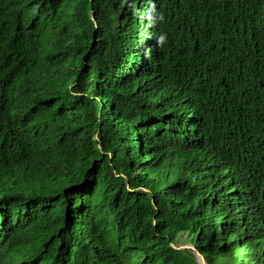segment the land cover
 <instances>
[{"label":"trees","instance_id":"1","mask_svg":"<svg viewBox=\"0 0 264 264\" xmlns=\"http://www.w3.org/2000/svg\"><path fill=\"white\" fill-rule=\"evenodd\" d=\"M243 1L148 7L160 12L141 32L161 27L166 54L160 76L144 71L151 96L131 123L99 43L129 30V11L115 0H0V264H199L172 246L181 233L211 264H264V119L177 91L224 73L264 78V0Z\"/></svg>","mask_w":264,"mask_h":264},{"label":"water","instance_id":"2","mask_svg":"<svg viewBox=\"0 0 264 264\" xmlns=\"http://www.w3.org/2000/svg\"><path fill=\"white\" fill-rule=\"evenodd\" d=\"M256 1H259V0H256ZM93 3H94V0H90V4L93 5ZM70 4L72 5L74 3L71 2ZM93 11L94 10L92 8V10L90 12H93ZM263 12H264V9L261 10V14H262V18H263L262 22H264V16H263L264 13ZM209 14H210V12L205 11V12H203V17L206 18ZM92 19H94V18L92 17ZM118 25H120V22L118 23ZM136 27H137L138 32H140V30H142V28L140 26H136ZM259 27L260 28L257 32V35L264 34V24L260 25ZM133 29L134 28L131 29L129 27V30H128L129 32L125 33L123 36L124 40L123 39L116 40L115 43L117 44L118 41H122V44L125 45L126 44V43L124 44L125 38L128 36V34ZM251 32H253V33H251ZM254 32H255V29H253V31H252V27H248L247 29H245L244 33H242L241 36L247 37L250 34L253 35ZM99 33L100 32H97L96 35H99ZM95 38H96V36H95ZM103 38L106 39L107 37H103ZM131 40L132 39H130V41ZM245 40H247V39L245 38ZM130 41H128L127 44L128 43L131 44ZM138 42H140V41L135 42L136 45L134 44V46H133L134 48H138L137 50H139V51L151 52L150 54L144 56V58H147V59H143L144 61L142 64H144L145 61L148 62V60H150L153 57V54H156V55L160 54L161 56H163L164 53L166 54L164 47H162V45L160 43V39L159 40L154 39L153 41H150L148 39L144 43L142 41V43H143L142 45H140L141 43H138ZM156 45H159V46L154 47ZM145 46H148V47H145ZM120 48L122 49V47H120ZM124 49H126V47ZM126 53L127 52L124 50V53H123V55L125 56L124 58L129 60V57ZM150 62H152V61H150ZM161 63L162 62H160V61H159V63H155V64H159V66H160L159 68L156 67V69H158L157 71H159V76H160V73L162 72V64ZM137 64H139V63H136L135 66H137ZM144 69H148L151 71L152 68L151 67L150 68L144 67ZM144 69H140L139 72L141 74L137 75V78L135 79L136 83H141L143 81V78H145L146 76H148L149 78L151 77V75H148V73L144 72ZM122 71H125V70H122ZM119 73L122 74L120 69L117 70L116 76ZM171 74L175 75V74H177V72H171ZM118 77H120V76H118ZM179 77H180V75L178 76V79H179ZM160 78L161 77L156 79L153 83H160ZM112 80H113L114 84H116L117 78L115 76ZM196 81L198 83H200V81L198 79H196ZM252 82H254L253 76L248 77L246 74H242L241 76H230V73H224L223 78H219L218 80L217 79L216 80H210L207 84L202 85L200 88H194L192 95H191L189 88H185V89L179 91L178 90V88H180L179 83H177V91L180 93L181 96H184L183 93H188L190 95V97L192 99H194L195 101L200 100V99H202L204 101H209V100L215 98L218 105H222L224 103H231L230 105L233 106V104H236V103H239L241 105L244 103L241 106V109L253 111L251 117L253 116L256 121H259L260 119H264V78L258 79L257 81H255V85L252 84ZM115 86L118 87L117 84ZM119 86H121V85H119ZM212 89H213V91H211ZM106 94L108 95V97L107 98L105 97V98L108 101H110L111 97H110L109 91H106ZM152 95L154 96V98L157 101L159 100L158 94H152ZM149 96H151V95H148V97ZM238 96L241 99L238 98ZM244 96H247V97L244 98ZM142 98L143 97L141 95H139V97H129L128 99L123 98V100L120 101L121 102L120 107L122 108V106H123L124 110L129 109V107H132L130 112L128 114H126L127 116L131 115L130 119H129L131 123L136 122L137 117L140 116L139 112H136L135 110H133V107H134V105L132 104L134 102L133 100H136V99L139 100ZM142 100L145 101L146 103H148L147 100H144V99H142ZM185 108L188 111L193 109V107L190 106L189 102H187V105L185 106ZM137 109H139V108L137 107ZM177 110H181V109H177ZM113 114H116V110L113 111ZM118 116L119 115H117V117ZM196 119H197L196 117H194L192 120L190 119L189 123H192ZM136 140L139 143V138H136ZM193 142H194V140L192 139L190 144H193ZM140 146L143 147V144H139L135 148L138 149V147H140ZM189 146L190 145H186V146L182 147L180 144L179 147H176V150H178V152H180L182 154H187V153L195 152L196 149H199L198 147H193V146L189 147ZM142 147H140V148H142ZM189 148L191 150H189ZM140 150H142V149H140ZM258 190H260V189H258ZM198 259L200 262L206 264L205 260H204L205 258L199 252H198Z\"/></svg>","mask_w":264,"mask_h":264},{"label":"clouds","instance_id":"3","mask_svg":"<svg viewBox=\"0 0 264 264\" xmlns=\"http://www.w3.org/2000/svg\"><path fill=\"white\" fill-rule=\"evenodd\" d=\"M131 1L132 0H128L129 3L128 2L122 3V2H118L115 0V2H114L115 5H119V9L121 11H129L128 16L131 17L132 20H135V23H131L130 21H124L125 25L129 24V27L131 29L134 28L133 30H131V32L126 37L127 39L125 38V41H124V44L125 43L127 44V42L130 41V39H132L130 41L131 44H128V46H126V44L125 45L122 44V41H118L117 44L115 43L116 40H120V39L124 40V37H123L124 34L129 32V31H126L124 34L118 35V37L116 39L99 42V38H98V35H96V33L99 32L100 27L98 26V21L96 19V16L94 15L95 13L91 12V14H92L91 19H92V17L94 18L92 20H93L94 25H95L93 27L94 38H93L92 44H94V42L97 40L101 46L108 47L110 49V51H111V64H110V66L113 70V75L117 78L116 82H117L118 87L120 88L119 95L122 98H127V99L129 97H139V95H141L143 97L142 99H145L146 97H148L149 94H148V92H145L144 82L142 81L141 83H136L135 79L137 78L138 74H141L139 72L140 69H144V67L145 68L151 67L153 70L154 68L159 67V64H155V63H159V61L162 62V56L160 54L156 55V54L152 53L153 57L150 60H148V62L145 61L144 64H146V65H144V64H142V62L144 61L143 59H147V58H144V56L150 54L151 52H145V51L137 50L138 48H134L133 47L134 44L132 42L140 41V43H141L140 45H142L148 39L150 41H153L154 39H157V40L160 39V43L163 47V30L161 27L159 28V26H157V24H154L152 26V28H157V29L152 34H146L144 36V34L141 32V30H140V32H138L136 26H140L141 28H144V27L148 28V26H144L141 24V20L143 18L141 12H142V9H145L146 6H144L140 3H137V2H133V1L131 2ZM148 1L151 4L150 6H148L150 9H153L155 7L157 8L158 5H157L156 0H148ZM236 1H239L241 3L244 2L243 0H236ZM129 4H132L133 7H131ZM159 12L160 11H157L154 14L150 13L148 15V17H145L146 22H149V20H152L153 18H155V14H158ZM133 13L136 14L135 16H139V17L133 16ZM118 23L119 22H117V25H118ZM158 23L161 25V22L159 20H158ZM95 36H96V38H95ZM142 41H143V43H142ZM159 45H156L154 47H157ZM120 47H122V49ZM125 47H126V49H124ZM145 47H148V46H145ZM123 49L127 52L126 54L128 55L129 60L124 58L125 56L123 55V53H124ZM118 61H121V62L118 63ZM150 61H152V62H150ZM136 63H139L140 65L142 64L143 67L141 65V68L138 69L139 65L137 64V66H135ZM147 63H148V65H147ZM117 64H119V65H117ZM118 69L121 70L122 74L119 73L116 76L115 73H117ZM137 69H138V71H137ZM122 70H125V71H122ZM146 70H148V69H144V71H146ZM118 76H120V77H118ZM119 85H121V86H119ZM100 90H102V89H100ZM97 98L100 102H102V98H100V97H97ZM136 100H133L134 101L132 103L133 105H135V103L137 102ZM108 105L110 108H113V105L110 102L108 103ZM131 109H132V107H129V109H125V110L127 111V113H129ZM121 115L122 114H120L119 117ZM125 139L130 140V136H126ZM134 142L136 144L134 146L133 145H131V146L134 149H136L135 147L141 143H138L136 139L134 140ZM121 146L125 147L124 139L121 141ZM127 147H129V146H127ZM140 147H142V146H140ZM140 147H138V148H140ZM186 235H187L186 233H181L180 241L178 243H172V246L174 248L180 249V250L188 249L191 252V254L193 255L194 246H196L195 247L196 250H199V248L191 240H189ZM183 243H186V244H183ZM180 244H182V245H180ZM199 253L203 255L202 250H200ZM203 257L205 258L204 260H205L206 264H211V263H209V261H207L205 255H203ZM196 261L199 264H204V263L199 261L198 254H197V260Z\"/></svg>","mask_w":264,"mask_h":264},{"label":"bare ground","instance_id":"4","mask_svg":"<svg viewBox=\"0 0 264 264\" xmlns=\"http://www.w3.org/2000/svg\"><path fill=\"white\" fill-rule=\"evenodd\" d=\"M134 2H137V3H140V0H134ZM141 4H143L144 6H146L145 7V9H142V12H141V14H142V20H141V24H145V22H146V19H145V17L148 15V13H149V11L147 10L148 9V6L150 5V3H149V1L148 0H145L144 1V3H141ZM158 4V3H157ZM132 7H133V5H132ZM159 9V8H158ZM139 17V16H138ZM145 19V20H144ZM152 26H153V24H151V26H150V31H153L155 28H152ZM143 34H144V36L147 34V32H143ZM148 39V38H147ZM95 43V42H94ZM119 62H121V61H118V63ZM143 63V62H142ZM117 65H119V64H117ZM138 65H140V64H138ZM142 65V64H141ZM140 65V66H141ZM123 176H126V175H124L123 174ZM6 183V182H5ZM7 188H9V187H7ZM138 189H140V190H146L148 193H151L152 191H151V189L150 188H148V187H143V186H140V187H138L137 188V190ZM195 247L196 246H194V253H193V255H194V257H195V259L197 260V254H198V252L200 251V250H196L195 249ZM206 263V262H205Z\"/></svg>","mask_w":264,"mask_h":264},{"label":"rangeland","instance_id":"5","mask_svg":"<svg viewBox=\"0 0 264 264\" xmlns=\"http://www.w3.org/2000/svg\"><path fill=\"white\" fill-rule=\"evenodd\" d=\"M183 244H186V243H183ZM180 245H182V244H180Z\"/></svg>","mask_w":264,"mask_h":264}]
</instances>
